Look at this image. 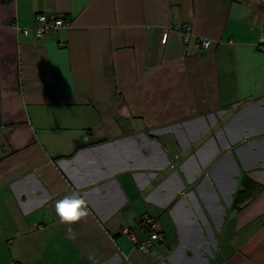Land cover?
I'll use <instances>...</instances> for the list:
<instances>
[{
	"label": "crops",
	"instance_id": "1",
	"mask_svg": "<svg viewBox=\"0 0 264 264\" xmlns=\"http://www.w3.org/2000/svg\"><path fill=\"white\" fill-rule=\"evenodd\" d=\"M38 13L71 24L19 37ZM263 18L264 0H0V264H264ZM72 191L91 213L74 239ZM145 215L163 240L141 254L120 231L143 240Z\"/></svg>",
	"mask_w": 264,
	"mask_h": 264
},
{
	"label": "built area",
	"instance_id": "2",
	"mask_svg": "<svg viewBox=\"0 0 264 264\" xmlns=\"http://www.w3.org/2000/svg\"><path fill=\"white\" fill-rule=\"evenodd\" d=\"M70 21L63 16H56L55 18L48 20L46 14L38 13L35 14L33 24L30 28H19L14 26V30L19 37H28L30 34L34 36L36 40H41L44 35L49 33H57L60 29L70 26ZM262 28L260 36L257 42V49L260 53H264V18L262 21ZM173 29L180 32L181 40L184 44L189 42L192 35V29L186 25L181 27L176 25ZM196 42L199 44L201 49H206L210 46L211 42L205 39H197ZM139 231L144 235L143 240H137L134 232L123 227L120 233L125 236L134 246V248L141 254H148L155 245L159 244L163 237L160 233L155 230V220L147 215L140 217L137 220Z\"/></svg>",
	"mask_w": 264,
	"mask_h": 264
},
{
	"label": "clouds",
	"instance_id": "3",
	"mask_svg": "<svg viewBox=\"0 0 264 264\" xmlns=\"http://www.w3.org/2000/svg\"><path fill=\"white\" fill-rule=\"evenodd\" d=\"M55 213L61 224L69 225L66 229L69 238L74 239L76 233L70 227L91 215L88 201L77 191H72L55 203ZM91 259V257H89Z\"/></svg>",
	"mask_w": 264,
	"mask_h": 264
},
{
	"label": "trees",
	"instance_id": "4",
	"mask_svg": "<svg viewBox=\"0 0 264 264\" xmlns=\"http://www.w3.org/2000/svg\"><path fill=\"white\" fill-rule=\"evenodd\" d=\"M244 184H245V182H244Z\"/></svg>",
	"mask_w": 264,
	"mask_h": 264
}]
</instances>
